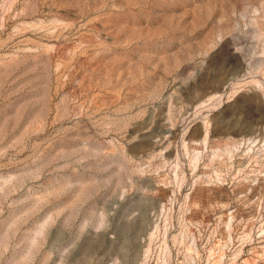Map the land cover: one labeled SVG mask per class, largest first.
I'll use <instances>...</instances> for the list:
<instances>
[{
	"label": "rangeland",
	"instance_id": "rangeland-1",
	"mask_svg": "<svg viewBox=\"0 0 264 264\" xmlns=\"http://www.w3.org/2000/svg\"><path fill=\"white\" fill-rule=\"evenodd\" d=\"M0 264H264V0H0Z\"/></svg>",
	"mask_w": 264,
	"mask_h": 264
}]
</instances>
